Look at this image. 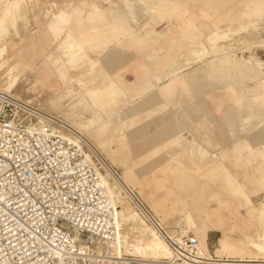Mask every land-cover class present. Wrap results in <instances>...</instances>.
Returning a JSON list of instances; mask_svg holds the SVG:
<instances>
[{
    "label": "rangeland",
    "instance_id": "374dc122",
    "mask_svg": "<svg viewBox=\"0 0 264 264\" xmlns=\"http://www.w3.org/2000/svg\"><path fill=\"white\" fill-rule=\"evenodd\" d=\"M14 1L8 4L18 8L7 6L17 13L15 19L0 31V90L12 82L8 94L28 103L34 113L54 116L89 143L113 209L118 206V254L143 263L132 244H144L150 229L136 214L134 196L170 229L186 230L209 250L217 252L222 242L245 251L241 256L264 259V74L243 78V89H237L208 67L210 60L235 66V60L249 56L264 62V0H19L21 6ZM67 13L61 32L60 14ZM251 20L257 32H233ZM50 21H57L55 32ZM69 32L81 46L77 68L67 61L73 55ZM183 32L197 36L203 54L189 52L187 42L177 40ZM221 32L226 34L217 43L209 42ZM170 37L176 41L170 44ZM117 53L122 56L113 57ZM51 57L57 67L50 65ZM88 58L96 61V73L103 70L121 79L117 96H111L115 92L109 86H93ZM108 60L116 64L108 67ZM61 63L77 81L60 78L67 73ZM172 64L179 78L162 86ZM90 90L95 97L90 98ZM193 139L212 155L193 159ZM220 165L229 178L239 180L245 195L230 189L229 178L216 172Z\"/></svg>",
    "mask_w": 264,
    "mask_h": 264
},
{
    "label": "built area",
    "instance_id": "2783aa9c",
    "mask_svg": "<svg viewBox=\"0 0 264 264\" xmlns=\"http://www.w3.org/2000/svg\"><path fill=\"white\" fill-rule=\"evenodd\" d=\"M27 108L0 91V264H126L115 251L114 209L89 143ZM131 202L170 248L168 264H264L204 248L137 197Z\"/></svg>",
    "mask_w": 264,
    "mask_h": 264
},
{
    "label": "bare ground",
    "instance_id": "6f19581e",
    "mask_svg": "<svg viewBox=\"0 0 264 264\" xmlns=\"http://www.w3.org/2000/svg\"><path fill=\"white\" fill-rule=\"evenodd\" d=\"M3 1V5H4V8H3V5L0 3V26H2V28L0 27V31L2 32V31H6V24L8 23L7 21H13L14 19H15V16H16V14L15 13H13L12 11H13V9L15 8V7H17L16 5H11L10 6V4H8V2H13V1H11V0H2ZM23 1V0H22ZM14 2H16V1H14ZM160 2V1H159ZM12 4V3H11ZM18 4H19V6H21V4H23V3H21L20 4V2H19V0H18ZM161 4V3H160ZM7 5H9L11 8H13V9H11L10 7H8ZM18 8V7H17ZM16 8V9H17ZM19 8H21V7H19ZM109 8V7H108ZM161 8V7H160ZM11 10L10 12H7V10ZM110 9V8H109ZM19 11H20V9H18ZM119 11V10H118ZM139 12V11H138ZM175 12V11H174ZM57 13V12H56ZM61 13V12H60ZM63 13V12H62ZM129 13H130V11H129ZM117 14V16L120 18V19H122V20H126V17L125 16H123V15H120L119 13H116ZM57 15H59V14H57ZM64 15V14H63ZM25 16V15H24ZM59 17V16H58ZM64 17V16H63ZM62 16H61V14H60V18H63ZM59 18V20H61ZM57 19V18H56ZM64 20H65V18H64ZM117 20H118V18H117ZM132 20V19H131ZM62 21V20H61ZM64 22V21H63ZM50 23H52L51 21H50ZM62 23V22H61ZM134 23V22H133ZM149 23V22H148ZM255 21L254 20H251L250 22H249V24L248 25H240L239 27L240 28H237V30H233V32H235V34H239V33H242V32H246V30H248V31H250V30H252L251 28H253L254 26H255ZM257 25V29H258V24H256ZM146 26V25H145ZM4 27V28H3ZM188 27H190V24H188V26H187V28ZM143 28V27H142ZM218 28V27H217ZM3 29V30H2ZM125 29V28H124ZM254 30H255V28H253ZM142 30V29H141ZM141 30H139V31H141ZM254 30H252L253 31V34H254V32H257V31H254ZM247 31V32H248ZM53 32H55L54 30H53ZM62 32V31H61ZM217 32H218V30H217ZM141 33V32H140ZM219 33V32H218ZM217 33V34H218ZM251 33V32H250ZM259 33H261V32H259ZM2 33H0V35H1ZM211 35L210 37H209V42H213V43H215L216 42V40H219V38H221V37H224L225 36V34L226 33H223V32H221L219 35ZM57 35H59V34H57ZM245 36H246V34H245ZM252 36V35H251ZM254 36V35H253ZM177 40H182V41H186L187 42V44L190 46V50H189V52H191V53H193V54H197V55H200V54H203V53H201V52H203V50H201L202 48V46H203V44L201 43V42H198L197 41V36L196 35H194V34H192V33H188V32H183V33H181L180 34V39H177ZM176 40L174 39V38H172L171 40H170V42L172 43V42H175ZM221 41V40H220ZM224 42V41H223ZM222 42V43H223ZM217 43V42H216ZM219 43V42H218ZM201 48V49H200ZM223 48V47H222ZM204 49V48H203ZM206 51V50H205ZM76 52V51H75ZM209 53V52H208ZM49 56H50V54H49ZM228 56V55H227ZM250 58H248V59H245V58H240L239 60H235V66H232V64H230L229 63V61L227 62V61H225V62H227V63H223L224 65H222V63H220L221 64V66H219V65H215V64H211V60L208 62V67H209V70H210V72H212V74H213V76H215L216 78H218V79H220V80H222V79H228L229 78V80H231L232 82H234V86H236V88L237 89H243V85H241V80H243V78H246V77H250V78H259L262 74H264V71H263V67H262V65H264V62H261L260 60H258V59H256L255 57H252V56H249ZM227 58V57H226ZM226 58H224V59H221V61H223V60H225ZM47 59H49V58H47ZM228 59V58H227ZM218 62V61H217ZM232 66V67H231ZM46 67H48V66H46ZM51 69V68H50ZM173 69H171V71H172ZM231 70H233V71H231ZM48 71V70H47ZM174 71V70H173ZM172 71V72H173ZM231 71V72H230ZM161 74V73H160ZM175 74V73H174ZM153 75H155V74H153ZM151 76V75H150ZM249 80V79H248ZM262 83V82H261ZM8 84V83H7ZM13 85L14 84H12V82L11 83H9L8 84V86H5V88H3V89H1L0 91H2L3 93H6V94H8V92H9V90L13 87ZM245 85V84H244ZM165 86H169L168 84L167 85H165ZM3 87V86H2ZM169 88H171V87H169ZM262 88H264V85H263V87ZM180 90V89H179ZM79 92V91H78ZM70 93V92H69ZM72 94V93H71ZM167 94V93H166ZM10 95V94H9ZM76 95V94H75ZM89 95H90V98L91 97H95L94 96V94H93V92L90 90L89 91ZM172 98V97H171ZM22 102V101H21ZM98 102V101H97ZM241 102V101H240ZM23 103V102H22ZM79 103V102H78ZM26 107H29V105H28V103L26 104V103H23ZM93 106V105H92ZM28 110H30L31 109V107H29V108H27ZM117 113V112H116ZM37 114V113H36ZM113 114H115V113H113ZM261 115V114H260ZM111 118V117H110ZM249 118V117H248ZM252 118V117H251ZM250 118V119H251ZM245 119V118H244ZM252 119H255V118H252ZM114 120V119H113ZM243 121H246V120H243ZM111 123H113L112 121H111ZM110 123V124H111ZM261 125V124H260ZM176 127H177V125H175ZM111 127V126H110ZM117 127V126H116ZM109 128V127H108ZM179 129V128H178ZM243 130H244V128H242ZM240 133V132H239ZM243 135V134H242ZM241 135H239V137H240ZM237 137V136H236ZM201 146H200V144L199 143H197L196 141H191V145H190V147H189V149H190V153H191V156H192V154H195L196 156H197V158H193V159H202V158H198V155H200V157L202 156V157H204L205 158V156H203V155H206V157H207V154H209L208 152H205L204 153V151H202V150H200L201 148H200ZM187 152V151H186ZM194 152V153H193ZM190 155V154H189ZM210 155H212L211 153L208 155V156H210ZM195 156V157H196ZM215 156V155H214ZM193 157V156H192ZM200 161V160H199ZM220 168L216 171L218 174L220 173V175L221 176H225V177H228V174H227V171H226V169L224 168V167H221V165L219 166ZM216 172H212V173H216ZM231 175V174H230ZM102 176V175H101ZM229 178V177H228ZM103 179V178H102ZM103 181H105L104 179H103ZM229 181H231L232 182V185L231 186H233V188H231L230 187V189H234L235 191H239V192H241L240 193V195L242 194V195H245L243 192H242V186H241V184L239 183V181L236 179V178H234L233 177V175H231L230 176V178H229ZM228 181V182H229ZM106 183V182H105ZM107 189H108V187H107ZM234 192V191H233ZM109 193V192H108ZM234 193H236L237 194V192H234ZM238 195V194H237ZM239 195V196H240ZM110 196V195H109ZM241 197V196H240ZM244 198V197H243ZM111 199V198H110ZM119 199V198H118ZM249 201V200H248ZM246 202V201H245ZM112 203V202H111ZM114 204V203H113ZM252 204V203H251ZM250 204V205H251ZM113 206V205H112ZM117 208H118V206H116L115 204H114V210H115V213H114V215H118V213H119V210H117ZM190 212V211H189ZM262 215V214H261ZM186 216H188V218H189V223H193V218H192V214L191 213H189V214H186ZM115 221H116V219H115ZM150 229V228H149ZM143 230L145 231V228L143 227ZM182 231L183 232H185L186 233V230H184V229H182ZM116 234H117V232H116ZM149 238H148V240L147 241H145L144 242V244H141L140 243V241L138 240V241H135L134 242V244H132V247H133V253H135V254H137V255H139L141 258L140 259H138V260H140V261H142L143 263H140V264H154V263H152V262H156V263H159V264H161V263H165V264H168L167 263V259L168 258H170V256H171V251H170V248L167 246V244L163 241V240H161L159 237H157L156 235H155V233L150 229V231H149ZM201 242L205 245L206 243H205V241H204V239H201ZM247 244V243H246ZM119 245H122L121 244V242L116 238V240H115V251H116V253H119V252H117V250H118V246ZM201 245V244H200ZM252 247L253 248H260L259 247V245L256 243V242H252ZM202 247H204L203 245H201ZM262 248H264V245H262L261 246ZM204 248H206V247H204ZM132 250V249H131ZM250 250V249H249ZM217 252H225V253H229L230 255L232 254V255H234V254H240V255H242V254H244L245 253V251H243V250H240V249H236V248H231V247H228L225 243H220V246L218 247V249L216 250ZM216 252V253H217ZM217 254H220V253H217ZM222 255H225V254H222ZM228 256V255H227ZM234 256H236V255H234ZM231 257H233V256H231ZM149 258H151L152 259V261H150L149 262ZM238 258H240L241 260H247V261H260V262H264V259L263 258H254V257H238ZM124 262L126 261V262H129V260L128 259H125V260H123Z\"/></svg>",
    "mask_w": 264,
    "mask_h": 264
},
{
    "label": "crops",
    "instance_id": "0c3cea01",
    "mask_svg": "<svg viewBox=\"0 0 264 264\" xmlns=\"http://www.w3.org/2000/svg\"><path fill=\"white\" fill-rule=\"evenodd\" d=\"M64 16V17H63ZM62 17V23H61V31L63 30L62 29V26H63V24H65V22H67L68 20H69V17H70V13H67V14H65V15H63ZM64 18H65V20H64ZM64 21V22H63ZM56 24H57V21L56 22H52V23H50L49 24V26H50V29H51V31L53 32V28H55V26H56ZM94 33H96V31L94 30L93 31ZM120 34H121V32H119ZM125 33H127V31H125ZM157 34V36H159V35H162L163 34V32H161V33H159V32H157L156 33ZM146 36V35H145ZM66 37H67V39H68V42H69V44H70V47H71V53H73V55H72V57H70V54H69V58H68V64L71 66V68H77V66H78V60L79 59H81L82 58V54L81 55H79L78 56V53H79V51L81 50V46L78 44V42L72 37V35H71V33L69 32L67 35H66ZM125 37H131V38H136V39H143L144 37H142V36H139L138 34H132V35H126L125 34ZM146 37H149V38H152V39H154V36H150V35H147ZM145 37V38H146ZM173 37H170V38H168L169 39V41L172 39ZM73 44V45H72ZM170 44H171V42H170ZM76 51V52H75ZM119 55V56H118ZM122 56V54H119V53H117V54H114V56L113 57H115V58H119V57H121ZM54 59H53V57H51L50 59H49V63H50V65L51 66H53V67H57V63H59V62H52ZM61 60V59H60ZM88 64H89V67H90V69H91V67H93V72H92V79H93V86H99L100 88H106L107 86H109L110 88H109V90L111 91V92H115V94H113V95H111V96H117L118 95V92H121L122 91V88L120 87V86H122L121 84V79L120 78H116V79H113L112 77H111V75H110V73H104V72H106V71H99V73H96V70H94V67H95V64H96V61H94V60H91V59H89L88 58V62H87ZM111 63H112V66L114 65V64H116V62H115V60H108L107 61V63H106V65H108V67L111 65ZM49 65V64H48ZM58 65H60V67H62L63 69H64V71L63 72H65V71H67V75L66 74H64V73H62L61 74V79L62 80H64V81H77V77L74 75H72L71 73V75H69V73H68V68H66L64 65H63V63H61V64H58ZM103 65V68H106V65L105 64H102ZM171 69H173L172 71H171ZM177 67L174 65V64H172L170 67H169V69H168V71L167 72H165L164 73V78H168L169 80H168V82H166V83H163V85L162 86H165V85H172L173 83H175V81L179 78V77H177L178 75H177ZM85 71L86 70H88L87 68L86 69H84ZM175 73V74H174ZM97 74V75H96ZM99 74V75H98ZM161 79H163V77H158V80H161ZM226 80H228V79H226ZM137 81V80H136ZM137 83V82H136ZM160 84H158V86H159ZM157 86V87H158ZM99 87H97V88H99ZM112 94V93H111ZM240 128L242 129V128H244V131H245V126L244 125H241L240 126ZM175 136H177V134H175ZM174 137V136H173ZM175 140H177V139H175ZM194 141H196V139H193ZM197 143H199L198 141H196ZM264 143V141H262V144ZM238 180V179H237ZM239 181V180H238ZM219 201H222V199L221 200H219ZM210 214L212 215V216H216V214H217V212H216V214L215 213H211L210 212ZM200 243V242H199ZM201 244V243H200ZM202 245V244H201ZM204 247H207L206 245L204 246ZM208 248V247H207ZM257 256V255H256ZM233 257H249V256H241V255H236V256H233ZM257 258H261V257H259V256H257Z\"/></svg>",
    "mask_w": 264,
    "mask_h": 264
}]
</instances>
